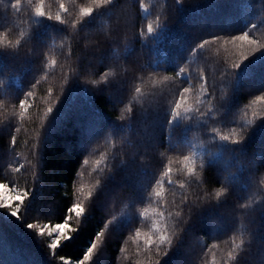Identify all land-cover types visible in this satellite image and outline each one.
<instances>
[{"label":"snow or ice","instance_id":"obj_1","mask_svg":"<svg viewBox=\"0 0 264 264\" xmlns=\"http://www.w3.org/2000/svg\"><path fill=\"white\" fill-rule=\"evenodd\" d=\"M28 5V28L13 20L0 32V86L21 74L31 76L26 88L12 93L16 104L4 127L18 133L28 121L38 124L30 130L35 134L24 140L31 157L24 163L16 159L17 135L9 132L10 171L0 178V210L6 218L31 230L54 264H96L108 239L124 234L128 239L119 249L118 264H245L253 239L250 229L234 227L227 240L216 230L223 226L229 201L243 219L256 211V193H264V63L252 67L246 78L238 71L254 54L264 53V0L217 5L229 8L232 18L241 9L252 12L254 22L239 31L197 30L186 58L165 53L163 60L155 55L147 59L145 46H153L154 53L174 35L170 25L188 10L186 0H172L164 12L154 11L148 0H28ZM11 10L22 13V0H15ZM140 10L143 18L137 27ZM209 62L215 65L211 73ZM255 81L260 88L252 86ZM42 83L47 85L43 106L37 94ZM146 83L160 87L146 90ZM78 85L86 102L56 119L59 106ZM105 94L114 104H123L114 120L106 119L94 103ZM77 95L73 92L74 99ZM237 95L251 98L238 107L233 104ZM149 110L154 114L151 124L133 141V124ZM17 117L20 127L13 122ZM161 125L166 144L161 143ZM66 132L72 137L67 152L80 146L82 163L78 172L73 170L70 203L54 221L50 214L30 213L29 205L44 195L41 173L47 150ZM130 147L136 151L129 154ZM152 153L160 167L152 165ZM22 170L31 180L20 185L12 173ZM102 193L107 198L102 227L79 256L61 254L84 229ZM259 211L264 214V202ZM206 231L209 237L201 235ZM188 237L200 244L195 259H184L195 252L186 244ZM130 242H135L131 251ZM0 264L8 260L0 256ZM259 264H264V247Z\"/></svg>","mask_w":264,"mask_h":264},{"label":"trees","instance_id":"obj_2","mask_svg":"<svg viewBox=\"0 0 264 264\" xmlns=\"http://www.w3.org/2000/svg\"><path fill=\"white\" fill-rule=\"evenodd\" d=\"M15 0H0V32H3L5 28L3 25L7 24L11 26V21L19 25L20 28H28L31 21L27 19V9L29 7L28 0H22V8L24 11L20 14H16L11 10V4ZM82 3H87L88 0H80ZM148 2L155 6L154 11L164 12L168 9L172 0H148ZM234 0H186V12L180 14L178 18L174 17V22L170 25L172 33L170 37L166 38L159 44V50L154 53L150 51L153 48L151 45L145 46V52L149 55L147 59H151L153 55L157 60H163L164 54L167 53L169 57L177 55L179 57L187 56L188 52L192 48L197 36L194 33L199 30L200 32H212L218 30H246L253 21V13L246 12L245 9L240 10V14L237 13L235 18H232V11L229 8H219L217 5H230ZM242 3H257L258 0H241ZM55 7V5H53ZM138 5H133L132 12L135 13ZM143 11L140 10L137 17V27L142 23ZM23 23H20V21ZM112 21L106 18V26H110ZM126 29L124 26L121 28L123 33ZM17 29H14V33ZM99 39L103 40V33H101ZM58 43V41H57ZM139 49V44L136 45ZM143 56V54H141ZM187 62V61H185ZM258 63H264V53L254 54L248 61L241 65L238 70L242 78H246L248 71L256 66ZM175 67V63L169 64V74L172 72V68ZM196 65H192L191 70H195ZM215 65L209 62L207 71L211 73L214 71ZM103 70V69H101ZM31 79L30 75L21 74L14 80H9L3 86H0V102H3L4 106L0 107V178L6 176L10 169L7 166L9 161V132L17 135L19 147L17 150L16 159L20 163H24L25 157L31 158L28 153V148L24 144V140L35 133L30 131L38 126L34 125L31 121H28L20 132H16L15 128L7 129L4 125L7 123V118L11 116L13 112V105L16 104V100L13 98L12 93L17 92L22 88L28 86V81ZM139 84V81H137ZM253 87L260 88L261 82H253ZM72 92H69L64 102L59 106L56 119H59L61 113L69 109H76L80 104L86 102V97L80 88L82 85L76 86ZM145 89L159 88L160 86L155 84H145ZM47 88L46 84H41L37 88V94L41 106H43V97L45 96L44 89ZM73 92H78L77 97L73 98ZM124 93H121L123 95ZM251 97L247 95H237L233 104H237L238 107H242L247 103ZM94 103L98 109L105 113L106 119H116L120 115V110L123 108V104H114L113 100L107 95L97 96ZM139 103V102H138ZM161 103H164L161 98ZM34 110H30V114H33ZM163 116V109L161 110V118ZM154 118V114L151 110L143 116L138 117L137 121L131 128V139L137 141V132L142 131L146 125H150ZM18 117L13 121L16 127H20ZM71 127V125H69ZM150 130V128H149ZM161 136V143L166 144L167 137L165 129L161 125L158 129ZM71 133L66 132L65 135L59 137L47 150L46 163L41 173L42 176V190L44 195L41 200L33 198V203L29 205L30 213L40 212L44 215L50 214V218L54 221L58 220L65 213L66 206L70 203V197L67 195L69 191L74 193L75 189L71 187L76 183L73 170L79 171L78 163H82V148L77 146L71 153H68L65 145L71 140ZM255 139V137H254ZM214 151V147L212 148ZM136 151L134 147L129 148V154ZM257 151H259L257 146ZM21 153L23 155H21ZM151 163L154 167H160L161 161L157 157L156 153H152ZM119 164V161H116ZM166 163V161H165ZM210 180H214V174H209ZM12 177L15 181L23 185L26 180L30 181L31 176L29 173H25L23 170L20 174L12 173ZM131 183V181H126ZM126 192V190H125ZM101 202L94 206L92 214L88 217L84 229L77 234L73 241L66 243L63 246L61 254H71L73 256H79L84 250H86L87 244L90 242L92 236L96 231L102 227L104 222V213L107 206V198L101 194ZM251 196V192L249 193ZM259 199H256L253 208L255 212L249 213L243 219H240L236 213L232 211L233 201L225 206L224 211V223L223 226L216 230V235L221 240H227L228 234L232 229L240 228L241 225L245 226V229L250 231L249 235L253 236L250 244V251L248 258L245 259V264H259L260 249L264 247L261 244V240H264V214H261L259 207L264 202V193H256ZM150 226V225H149ZM147 230V229H145ZM202 236L209 237L210 234L206 231L201 233ZM127 234H124L122 239L109 238L107 247L97 255L96 264H118L121 253L119 249L123 247V241L127 240ZM211 244L213 241L209 238L206 241ZM134 243L130 242V251L134 249ZM186 244L195 250L191 256H185L184 259H195L196 255L200 252L199 241L195 237H188ZM0 256H3L8 260V264H54L50 259L45 248L41 242L31 234V230L24 227V225L14 218L7 219L4 210H0ZM126 264V262H125ZM172 264V262H170Z\"/></svg>","mask_w":264,"mask_h":264}]
</instances>
